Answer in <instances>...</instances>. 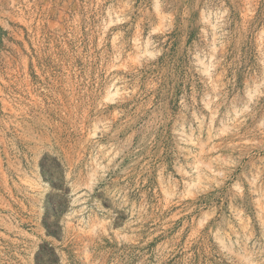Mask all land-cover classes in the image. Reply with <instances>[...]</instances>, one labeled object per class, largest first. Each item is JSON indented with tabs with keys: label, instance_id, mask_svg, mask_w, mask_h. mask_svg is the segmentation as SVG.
<instances>
[{
	"label": "rangeland",
	"instance_id": "obj_1",
	"mask_svg": "<svg viewBox=\"0 0 264 264\" xmlns=\"http://www.w3.org/2000/svg\"><path fill=\"white\" fill-rule=\"evenodd\" d=\"M42 242L264 264V0H0V264Z\"/></svg>",
	"mask_w": 264,
	"mask_h": 264
},
{
	"label": "trees",
	"instance_id": "obj_2",
	"mask_svg": "<svg viewBox=\"0 0 264 264\" xmlns=\"http://www.w3.org/2000/svg\"><path fill=\"white\" fill-rule=\"evenodd\" d=\"M41 165V164H40ZM49 186H50V192H48V194L46 195L45 198V213L43 215L42 218V226L44 227L45 230V235L46 236H50L56 239H59V233H60V224H59V214L55 213L54 211V206H53V202L51 200V198L53 196H57L58 198L61 199V201L65 204L68 203V194H69V188L64 186H60L58 184H54L51 180H47ZM55 189L60 190L61 194H53L51 191H54ZM51 217H54L52 220L50 219ZM50 219V220H49ZM47 245H49L46 242H42L37 251L34 254V264H40L38 262V257L39 254H41L40 252L47 247ZM48 251H49V256L51 257V260L54 261L55 263L58 262L59 257L57 255V253L54 251V249L52 247H48ZM49 261V260H48Z\"/></svg>",
	"mask_w": 264,
	"mask_h": 264
}]
</instances>
